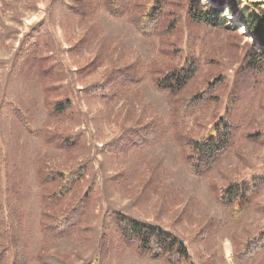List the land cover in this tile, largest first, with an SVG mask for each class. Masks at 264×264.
Returning <instances> with one entry per match:
<instances>
[{
    "label": "rangeland",
    "instance_id": "rangeland-1",
    "mask_svg": "<svg viewBox=\"0 0 264 264\" xmlns=\"http://www.w3.org/2000/svg\"><path fill=\"white\" fill-rule=\"evenodd\" d=\"M190 1L166 0L144 35L132 20L151 0H118L117 13L108 0H0V183L14 228L0 250L17 244L26 264H158L104 229L119 212L182 237L195 264H240L238 242L264 231V187L238 219L217 197L264 172V70L246 71L252 38L239 15L227 8L226 26L212 29L191 19ZM188 57L196 67L173 103L156 80ZM208 88L182 113L176 101ZM223 116L230 138L198 175L187 157ZM79 164L85 176L52 197L59 173Z\"/></svg>",
    "mask_w": 264,
    "mask_h": 264
},
{
    "label": "trees",
    "instance_id": "trees-1",
    "mask_svg": "<svg viewBox=\"0 0 264 264\" xmlns=\"http://www.w3.org/2000/svg\"><path fill=\"white\" fill-rule=\"evenodd\" d=\"M165 1L151 0V3L147 5V9L141 15L133 17L132 22L141 34L152 35L156 33L160 25L159 21L163 16L162 8ZM245 2L248 6L246 9L241 10V6ZM116 4L119 5L118 0H108L107 6L111 9L110 12L117 13L113 10ZM188 6L190 7L191 19L199 23L202 22L212 29L224 28L227 23V8L232 9L234 15H239L242 24L247 26V35L252 38V42L247 43L246 46L248 49L245 59L247 73L264 70V11L261 3L252 2L251 0H212L211 3L207 4L203 3L202 0H191ZM194 65V57H188L186 61L179 63L173 70H169L157 78V89L168 92L174 103L178 99L176 94L185 88L188 77L195 70L196 66ZM211 93L212 90L208 88L201 94L202 96L191 97L189 100L179 99L176 102L179 103L182 113L187 114V112H193V108L200 105L204 100L212 97ZM231 105L232 103L228 108ZM56 109L60 110V107L56 105ZM214 125L203 140L194 143L193 149L196 155L190 154L187 157L190 170L198 175H201L203 171L200 169L203 168L202 161L208 156L207 154L212 155L217 152V149H223L222 142H227L230 133H232L233 124L227 117H221ZM67 140L64 139L63 143H66ZM85 171L86 164H79L66 173H59L60 184L57 191L52 193V197L62 198L68 195L72 188L85 176ZM263 187L264 172H254L247 178L230 184L229 187L222 190L217 198L220 204L234 218L238 219L250 207L252 196L257 194ZM76 213L77 209L75 208L60 225H65L67 221H73L76 218ZM104 219L105 230L111 228L119 233L126 246L137 251L140 255L150 257L158 264H195L191 261L190 248L185 240L164 227L119 212L106 214ZM12 224V207L5 200V193L2 191L0 183V235L12 237V231L14 230ZM106 244L107 239L105 236L103 245ZM236 248H238L235 257L237 262L250 264L256 254L264 251V231L250 240L238 242ZM8 257L11 258L10 264L27 263L25 254L17 250V244L0 250V264H4L5 258ZM48 259L52 260L53 264L63 263V260L60 259L49 257Z\"/></svg>",
    "mask_w": 264,
    "mask_h": 264
},
{
    "label": "water",
    "instance_id": "water-1",
    "mask_svg": "<svg viewBox=\"0 0 264 264\" xmlns=\"http://www.w3.org/2000/svg\"><path fill=\"white\" fill-rule=\"evenodd\" d=\"M247 30V29H246Z\"/></svg>",
    "mask_w": 264,
    "mask_h": 264
}]
</instances>
